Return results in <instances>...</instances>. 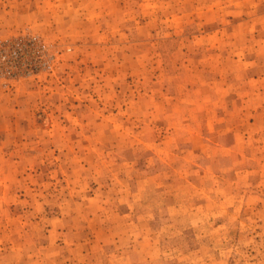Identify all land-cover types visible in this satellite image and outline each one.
I'll return each instance as SVG.
<instances>
[{"label": "rangeland", "instance_id": "obj_1", "mask_svg": "<svg viewBox=\"0 0 264 264\" xmlns=\"http://www.w3.org/2000/svg\"><path fill=\"white\" fill-rule=\"evenodd\" d=\"M0 264H264V0H0Z\"/></svg>", "mask_w": 264, "mask_h": 264}]
</instances>
